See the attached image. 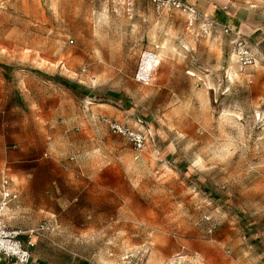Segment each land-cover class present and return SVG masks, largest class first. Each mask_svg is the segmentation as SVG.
Returning a JSON list of instances; mask_svg holds the SVG:
<instances>
[{
	"label": "rangeland",
	"instance_id": "374dc122",
	"mask_svg": "<svg viewBox=\"0 0 264 264\" xmlns=\"http://www.w3.org/2000/svg\"><path fill=\"white\" fill-rule=\"evenodd\" d=\"M21 1L0 0L17 18L0 16L15 48L0 58L34 86L18 109L2 103L0 182L31 186L6 216L36 229L31 264H264V0H200L219 29L196 52L165 48L151 85L134 78L145 49L103 52L115 39L92 35V0H43L39 22L19 20ZM236 32L254 64L238 62ZM108 99L154 132L142 153L95 117Z\"/></svg>",
	"mask_w": 264,
	"mask_h": 264
},
{
	"label": "crops",
	"instance_id": "0c3cea01",
	"mask_svg": "<svg viewBox=\"0 0 264 264\" xmlns=\"http://www.w3.org/2000/svg\"><path fill=\"white\" fill-rule=\"evenodd\" d=\"M183 1L194 5L199 12L202 10L200 0ZM131 3L132 9L130 12L128 8L129 4L126 0H92V6L95 7L92 13V22L96 23L94 26L96 33H93L94 29L92 26V35L96 37H103L106 39H115L107 41L105 43L103 52L107 54H126L145 49L143 50V52L149 51L158 54L159 69L161 65L164 66L166 64L164 61L162 62V54L166 52L165 48L169 47L171 48V50H180L186 54L196 52L197 49L204 46V44L202 43V38H205L206 36L209 38V35L213 31L216 32L217 29H219V20L217 17L216 19L213 17L216 16V10L212 8L213 4H211V6L207 10H205V12H202V15L210 17L214 21V26L211 29L212 32L208 35H204L201 31L202 19L196 20L194 24L190 26L188 23V19L184 18V16H180L182 24H177V20L179 17L176 13L174 14V12L177 10L168 12L166 10L159 9L152 0H132ZM46 4L47 3L43 0H23L21 1L20 5H18V3L14 5L24 7V13L27 14V16H30L24 18L21 17L19 18L20 21L39 22L47 20L46 17L48 15V11L43 8ZM8 6L9 8H11L12 5L8 4ZM11 12L13 13V11ZM206 12L211 13L213 16ZM12 13H9V11L0 10V16H4L5 19L10 20L13 18L14 20H17L16 17H10L13 16ZM147 24L150 27V31L154 32L153 34H145L144 27ZM101 31L102 33H97ZM145 36L153 38V41H149L148 44L144 43L143 40ZM166 36L168 37V40H165ZM6 37L16 38V29L13 28L12 30H10ZM1 46L5 47L6 49L0 50V56H8L12 58V53L14 52L13 50H15V48L13 49V44H11V42L5 43L4 41H2V37L0 36V47ZM10 58H8L7 60H4L5 58H0V150L2 148V144H7V139H5L3 136L5 127L2 126L1 123L2 103L4 105V108H8V106L15 107V104L12 103L13 101H20L24 103L26 100H28V96L31 94V90L34 86V80L32 77H30L29 73L22 72L20 69H18L15 66V63L11 62ZM169 64L172 67L175 66L172 62H169ZM36 82V85L40 84L41 88H43V86L46 87H44V94L46 95L48 93L49 81L41 79L40 81ZM60 82L63 84H71V82L63 78L60 79ZM17 83L19 84L18 86L16 85ZM94 98L96 100V97ZM92 105V112H94L95 117L98 119H103V117H109L117 120L128 118L129 120H131V122H133V124L130 123L129 120L123 122H128L131 125H136L138 122V120L134 121V118L132 119L130 117H136L138 115H136L132 109L126 108L121 103L108 99L103 102H92ZM15 109L18 108L15 107ZM148 128L150 129L153 136L152 141H155L154 132L150 127ZM11 188L13 191L17 192L18 197L17 199H14L9 203V206L6 209L4 215L5 222L6 216L10 212V208L14 207L16 205V202H20L21 197L32 196L31 186L28 184H25L22 187L21 193L18 192V190L13 186L12 182ZM1 198L2 180L0 182V202ZM12 228L23 229L18 226ZM23 230L27 231L30 229Z\"/></svg>",
	"mask_w": 264,
	"mask_h": 264
},
{
	"label": "built area",
	"instance_id": "2783aa9c",
	"mask_svg": "<svg viewBox=\"0 0 264 264\" xmlns=\"http://www.w3.org/2000/svg\"><path fill=\"white\" fill-rule=\"evenodd\" d=\"M126 1L129 4L128 8L131 12L132 0ZM152 1L159 9L168 12L177 10L186 14L190 26L196 20L202 19V31L204 34H208L214 24L210 17L202 15L194 5L186 3L183 0ZM232 49L238 62L242 66H249L255 63L256 59L248 42L238 32L234 33ZM158 66V54L144 51L135 73V80L145 85H151L155 80ZM103 120L108 124L112 133L125 136L138 154L142 153L147 148L149 140L153 139L150 129L141 120H138L136 125H131L128 122L109 117H103ZM11 182L12 179L8 176H4L2 179V198L0 202V264H31L34 258L33 248L36 244L34 240L36 229L24 231L20 228H12L4 220L5 211L9 203L18 197L17 192L11 188ZM212 231L213 229L210 228L209 232Z\"/></svg>",
	"mask_w": 264,
	"mask_h": 264
},
{
	"label": "trees",
	"instance_id": "16d2710c",
	"mask_svg": "<svg viewBox=\"0 0 264 264\" xmlns=\"http://www.w3.org/2000/svg\"><path fill=\"white\" fill-rule=\"evenodd\" d=\"M84 264V263H83Z\"/></svg>",
	"mask_w": 264,
	"mask_h": 264
}]
</instances>
